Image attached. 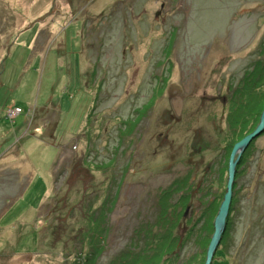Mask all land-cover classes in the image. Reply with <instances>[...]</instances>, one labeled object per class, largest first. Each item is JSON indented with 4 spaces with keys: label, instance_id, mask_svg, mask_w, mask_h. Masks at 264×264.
<instances>
[{
    "label": "rangeland",
    "instance_id": "1",
    "mask_svg": "<svg viewBox=\"0 0 264 264\" xmlns=\"http://www.w3.org/2000/svg\"><path fill=\"white\" fill-rule=\"evenodd\" d=\"M259 59L264 0H0V254H11L0 264L75 263L47 237L59 213L51 197L84 158L116 190L90 264H124L147 238L168 240L155 226L161 194L188 173L169 199L190 195L174 232L190 243L175 262L204 264L244 134L229 112ZM246 151L215 264H264V133ZM161 245L136 264H169L179 245L154 258Z\"/></svg>",
    "mask_w": 264,
    "mask_h": 264
},
{
    "label": "trees",
    "instance_id": "2",
    "mask_svg": "<svg viewBox=\"0 0 264 264\" xmlns=\"http://www.w3.org/2000/svg\"><path fill=\"white\" fill-rule=\"evenodd\" d=\"M239 86L240 87L235 93L233 99L231 111L229 112V117L231 118V120H233V124L236 130L235 134H238V130L240 129V127H243L242 132L244 134H239L242 136L239 137L237 141L254 130L253 127L252 130H245V127H249V123L252 120L251 118H253L254 116L257 117V115H261V111L264 109L263 105H256V102L254 100L255 98L258 99L259 97H261L260 99H263L264 97V60L259 59L258 61H256L254 69L250 71V73L246 74V76L239 82ZM241 97L244 98L243 101L240 100ZM241 102H246L247 106H242ZM235 107H237L238 109ZM240 107L244 108L240 109ZM241 111H243L244 113L243 118L240 115ZM231 137H229V139ZM233 146L234 145H232V148ZM245 152L247 151L245 150ZM243 156L241 161H243ZM79 161V164L76 165V168L78 167V176L74 174L76 172V169L72 171L71 174V178H74L76 175L74 179L75 183L68 181L69 188L67 189L66 194H58L57 196L55 194L54 197H51L55 200L56 205L58 206L59 213L56 217V223L51 225V229L47 237L49 241L47 245L53 250L58 246H62V252H65L68 257L71 256L74 258L75 263L73 264H81V261H83L85 264H90L95 262V260L103 250L105 240L104 232L108 231L109 227L107 224L104 226V221L108 220L109 218L108 214L109 212H111L109 210H113V204L116 201V190L114 191L113 187L111 186L113 184V181L109 183L108 186H105L104 183H97L95 181V175L92 172L91 168L87 165L85 158ZM188 174H186L182 179L175 180L172 185L161 194V212L157 216L155 226L158 225L159 227H161V229H164V236H168L169 239L167 240L162 239L161 237H155L150 240L149 238H147V250L148 245L153 246L155 243H157L160 246V244H162L161 247H158L159 252L155 254L154 258L161 257V254H163L164 252L163 250L165 246H167L168 250L171 251L172 247L179 245L177 247L179 252H174L175 256L174 258L172 257L173 259L169 264H177L175 260L179 257L178 254L183 251V249L190 243V232L184 239L179 238L174 233L176 223L180 222L181 218H185V215L183 216L181 209L185 210L189 208V206L186 205L185 199L189 198L190 195L183 194L175 202L170 203L169 201V199L180 190V186H177L178 182L182 181L181 183H183V186L181 185V187H184L188 183ZM79 186H82L83 189ZM81 189L84 190V195L82 196L81 201L78 204H71V196L76 193L79 194V192H81ZM170 209L172 212L169 214ZM167 215L169 216V218L172 217L173 219V223H171L170 225L169 223H166L169 219ZM229 225L230 221L228 219V226ZM178 239H180L181 241H177ZM146 248L143 251H140L141 254L138 253V256L136 257V259L134 258L133 261L132 259L134 255L132 256V254H129V256H125L121 260V263L136 264L140 257L143 255V252H145ZM46 253L45 251H42L38 255L41 256V254L43 255ZM10 256V252L1 253L0 260L5 261L6 259H10ZM215 260L218 259L215 258L213 264H215ZM144 262L149 263V261L146 262L145 260Z\"/></svg>",
    "mask_w": 264,
    "mask_h": 264
},
{
    "label": "water",
    "instance_id": "3",
    "mask_svg": "<svg viewBox=\"0 0 264 264\" xmlns=\"http://www.w3.org/2000/svg\"><path fill=\"white\" fill-rule=\"evenodd\" d=\"M264 133V109L262 111L260 121L256 128L236 142L233 146L228 163V180L226 192L221 202L217 215L214 219V232L208 245L206 260L204 264H213L216 253L221 245L228 227V219L231 211L232 201L234 197V185L238 166L241 163L242 156L249 145L260 135Z\"/></svg>",
    "mask_w": 264,
    "mask_h": 264
},
{
    "label": "built area",
    "instance_id": "4",
    "mask_svg": "<svg viewBox=\"0 0 264 264\" xmlns=\"http://www.w3.org/2000/svg\"><path fill=\"white\" fill-rule=\"evenodd\" d=\"M10 112H11V111H10ZM12 113L14 114V116L16 115V114H15V113H16L15 111H12Z\"/></svg>",
    "mask_w": 264,
    "mask_h": 264
},
{
    "label": "bare ground",
    "instance_id": "5",
    "mask_svg": "<svg viewBox=\"0 0 264 264\" xmlns=\"http://www.w3.org/2000/svg\"><path fill=\"white\" fill-rule=\"evenodd\" d=\"M250 146V145H249Z\"/></svg>",
    "mask_w": 264,
    "mask_h": 264
}]
</instances>
